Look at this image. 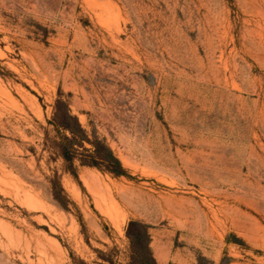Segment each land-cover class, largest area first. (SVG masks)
<instances>
[{"label":"rangeland","instance_id":"obj_1","mask_svg":"<svg viewBox=\"0 0 264 264\" xmlns=\"http://www.w3.org/2000/svg\"><path fill=\"white\" fill-rule=\"evenodd\" d=\"M149 263L264 264V0H0V264Z\"/></svg>","mask_w":264,"mask_h":264},{"label":"trees","instance_id":"obj_2","mask_svg":"<svg viewBox=\"0 0 264 264\" xmlns=\"http://www.w3.org/2000/svg\"><path fill=\"white\" fill-rule=\"evenodd\" d=\"M104 148V147H103ZM105 157L107 158V161L110 165H112L111 169L117 173H120L121 172V169H120V162L119 160L112 154V152L107 148H105ZM63 156L68 159L70 158L69 156V153L67 152L66 149H64L63 151ZM94 161H92L93 163ZM129 225H138L137 222H130ZM127 236L128 238L130 239V243L131 244H134L135 242H139L142 246V250L144 252L145 255L149 256V259L153 260V257L151 256V253L150 251L148 250V243L146 242V233L144 231H142L141 229L135 234H131V233H127ZM149 264H152V263H149Z\"/></svg>","mask_w":264,"mask_h":264}]
</instances>
